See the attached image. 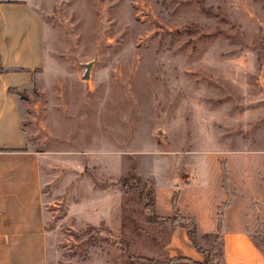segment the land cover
Wrapping results in <instances>:
<instances>
[{"label":"rangeland","instance_id":"obj_1","mask_svg":"<svg viewBox=\"0 0 264 264\" xmlns=\"http://www.w3.org/2000/svg\"><path fill=\"white\" fill-rule=\"evenodd\" d=\"M31 1L45 54L19 94L47 264H195L163 254L144 173L150 156L264 150V0ZM194 239L219 264L215 236Z\"/></svg>","mask_w":264,"mask_h":264},{"label":"crops","instance_id":"obj_2","mask_svg":"<svg viewBox=\"0 0 264 264\" xmlns=\"http://www.w3.org/2000/svg\"><path fill=\"white\" fill-rule=\"evenodd\" d=\"M43 16L31 0H0V264H47L41 160L26 147L19 94L43 63ZM243 148L150 156L144 173L154 179L157 215L172 216L174 199L200 235L215 234L221 220L222 264H264L255 237L264 234V150ZM114 198L111 212L118 214L120 197ZM163 254L205 259L179 225L169 226Z\"/></svg>","mask_w":264,"mask_h":264},{"label":"trees","instance_id":"obj_3","mask_svg":"<svg viewBox=\"0 0 264 264\" xmlns=\"http://www.w3.org/2000/svg\"><path fill=\"white\" fill-rule=\"evenodd\" d=\"M20 93V92H19ZM145 198H147V195L145 196ZM146 203V208L148 209L150 218L152 220H160V221H169L170 225H179L182 226L186 229L189 240L191 242V244L197 248L201 253H203L205 255V259L204 261H207V253L206 250L203 249L202 247H200V245H198L194 239L195 236H197V230H196V225L194 220L191 217L188 216H184L182 214H180L176 207H175V201L173 199V208L175 209V211H173L172 216H159L156 214L155 211V206H154V197L152 199H150L148 202ZM215 236V238L218 240L219 242V253L217 254V256H215V258L217 259L219 264H222V259H221V220L219 219V223H218V227H217V232L215 234H212ZM175 261L181 260V259H174ZM186 261V260H183ZM203 261V262H204ZM187 262H194V261H190L187 260ZM201 262V263H203ZM195 264H201L198 262H194Z\"/></svg>","mask_w":264,"mask_h":264},{"label":"water","instance_id":"obj_4","mask_svg":"<svg viewBox=\"0 0 264 264\" xmlns=\"http://www.w3.org/2000/svg\"><path fill=\"white\" fill-rule=\"evenodd\" d=\"M93 63L92 62H88V63H85L84 64V67H85V71L83 73V79H88L89 78V73H90V69L92 67ZM263 80H262V84H263Z\"/></svg>","mask_w":264,"mask_h":264}]
</instances>
